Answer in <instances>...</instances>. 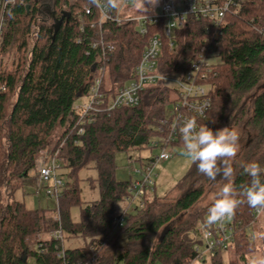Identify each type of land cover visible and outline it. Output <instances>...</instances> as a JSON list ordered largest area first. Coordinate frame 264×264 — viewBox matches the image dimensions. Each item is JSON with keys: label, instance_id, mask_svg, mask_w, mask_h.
Returning <instances> with one entry per match:
<instances>
[{"label": "trees", "instance_id": "1", "mask_svg": "<svg viewBox=\"0 0 264 264\" xmlns=\"http://www.w3.org/2000/svg\"><path fill=\"white\" fill-rule=\"evenodd\" d=\"M87 0H25L7 15L0 52H16L18 61L13 71L0 70V264H24L23 256L34 253V238L57 227L47 209L28 208L15 198L25 177L35 168V159L43 150L58 149L66 178L59 198L61 226L69 236L88 239L85 247L67 251L71 264L84 261L83 253L94 245L95 264L120 261L123 264H190L196 253L188 238L199 220L207 216L219 188L233 183L237 192L250 183L244 166L257 162L264 168V0H245L238 14H228L219 35L210 36L204 19L188 16L181 28L172 34L173 47L162 36L157 72L184 73L196 56L204 39L210 36L219 62L211 108L199 125L214 132L230 127L240 134V151L234 176L216 181L200 174L191 162L185 174L162 195L155 191L144 197L141 209L130 212L125 224L114 228L119 212L115 205L127 195L130 178H116L115 156L119 152L150 149L155 126L175 99L172 86L159 84L146 87L136 106L101 110L90 122L81 124L83 133L73 128L74 102L91 83L92 64L96 61L100 28L99 14L85 15ZM25 5H29L27 11ZM60 20L57 28L53 16ZM94 24V26H92ZM137 23L107 21L109 32L103 38L113 47L112 56L104 63L103 88L113 94L132 77L153 33L138 32ZM62 129L51 145L56 129ZM183 147V142L173 144ZM92 166L96 170L99 191L97 200L82 205L78 187L79 172ZM264 181V173L261 174ZM211 191L205 205L199 201ZM243 200V197H239ZM79 208V220H71V209ZM246 201L233 215L239 223L234 230L230 250L238 261H225L222 250L201 264H239L254 251L248 239L257 219ZM177 219V220H176ZM175 222L171 224L173 221ZM126 242L118 245L120 236ZM101 241V242H100ZM37 264H60L50 252L36 255Z\"/></svg>", "mask_w": 264, "mask_h": 264}, {"label": "built area", "instance_id": "2", "mask_svg": "<svg viewBox=\"0 0 264 264\" xmlns=\"http://www.w3.org/2000/svg\"><path fill=\"white\" fill-rule=\"evenodd\" d=\"M74 1V0H67ZM91 5L84 4L82 12L85 15L93 13L94 6L99 14L96 24L100 28L98 41L92 43V48L99 47L96 61L92 64L93 74L91 83L85 93L79 94L77 98L84 97L85 100L79 105L74 104L76 117L73 128H77V133H83V124L90 122L94 113L101 110H112L121 107H133L139 103L140 93L149 86L166 84L175 90V99L168 106L165 115L155 126V137L151 139V148H157L158 154L154 157L142 158L139 166L133 168L128 187L127 195L123 201L126 208L119 211L114 217V228H121L128 213L141 209L144 205V197L152 193L155 189L153 167L158 160H167L172 157V152L168 147H176L173 144L182 143L179 127L182 121L189 117H194L199 126V122L206 118L211 108V93L214 86L210 81L216 75L215 65L219 58L214 51V42L210 36L219 35L226 25L225 17L228 14H238L241 4L245 0H161L157 12L147 14L148 19L142 15H132L129 7L135 0H121L120 7L110 10L105 7H97L90 0ZM25 0H0V48L2 43V33L6 25L7 15L16 4L24 3ZM103 3V0H102ZM188 16L201 18L209 23L205 29L210 35L204 39V43L199 48L196 56L190 61L188 69L184 73L162 74L157 72V61L162 46V36L169 40L170 49L173 47L172 34L181 28ZM107 21L121 24L122 22L134 21L137 23L138 32L142 35L148 33V25L152 26L153 33L148 36L145 48L140 59L132 71V77L120 85L113 93H106L103 88L104 63L112 56L113 45L103 38V34L109 32L108 27H104ZM94 26V24H92ZM17 57L7 59L0 55V65L5 71L12 64L16 67ZM8 71V70H7ZM0 90H4L0 86ZM54 147L43 150L35 159V168L29 175L36 179V186L44 188L45 193L55 201V208L51 210L50 218L57 227L48 232L39 233L35 236L34 253L25 255L24 264H37L36 255L52 253L59 260L60 264H71L67 251L64 247L66 233L61 226V216L59 210V198L62 194L65 175L62 173V166L58 158V149ZM136 160H130L135 163ZM61 171V172H60ZM263 211L253 208L252 216L257 219ZM205 220H199L195 228L188 233L193 249L196 253L192 263H202L213 257L218 250L226 251L233 243L234 230L239 223L234 222L233 216L225 218L222 222L208 227ZM248 239L253 240L249 234ZM101 242V241H100ZM84 261L77 264H95L97 262V252L95 246H88V253L82 255ZM107 264H123L120 261H113Z\"/></svg>", "mask_w": 264, "mask_h": 264}, {"label": "clouds", "instance_id": "3", "mask_svg": "<svg viewBox=\"0 0 264 264\" xmlns=\"http://www.w3.org/2000/svg\"><path fill=\"white\" fill-rule=\"evenodd\" d=\"M97 7L116 10L121 0H90ZM160 0H135L138 12L148 19V13H155ZM184 154L196 165L198 172L209 180L218 176L231 180L234 176V163L240 151V134L237 130L224 127L213 131L206 124L199 125L194 117L186 118L179 127ZM250 183L240 186L237 192L233 183H225L216 193L212 205L207 209L205 225L211 227L225 218H231L236 208L244 201L257 211H264V181L261 174L264 168L257 162L244 166ZM239 197H243L241 200ZM250 264H264V257L254 258Z\"/></svg>", "mask_w": 264, "mask_h": 264}, {"label": "rangeland", "instance_id": "4", "mask_svg": "<svg viewBox=\"0 0 264 264\" xmlns=\"http://www.w3.org/2000/svg\"><path fill=\"white\" fill-rule=\"evenodd\" d=\"M180 2V0H178ZM161 3V0H160ZM159 3V5H160ZM159 10V6L155 9V12ZM129 13L132 15H141L136 6L135 1L129 7ZM150 14V13H148ZM0 55L7 57L10 59L11 57L14 59L18 54L14 51L6 52ZM2 64L0 65V70H4L2 68ZM15 69L14 64H12L9 68H6L5 71H13ZM85 100L84 97L76 98L74 104L79 105ZM62 129L58 128L54 132L51 145L57 141L60 136ZM168 150L172 152V157L167 160H158L153 167V175L155 180V193L158 196L164 195L168 189H170L188 170L191 160L184 154V146L183 147H168ZM157 148H150L143 151H126L119 152L115 156V162L117 165L116 168V178L119 180H125L131 178L133 168L139 166V162L142 158L145 157H154L158 154ZM136 160L135 163H131L130 160ZM66 169H62V173L66 174ZM61 172V171H60ZM66 178V176H65ZM96 179V170L92 166H88L87 168L82 169L78 174V187L80 192V200L82 205L89 204L99 197V191L97 187ZM15 198L18 200L24 201L25 205L28 208H39V209H47L51 211L55 208V201L52 197H49L44 188L36 186V179L34 176H27L23 180V185L20 189L15 193ZM211 199V191L210 189H206V192L202 196L199 201V205H205ZM127 204L122 201L116 203L115 207L118 211H122L126 208ZM79 208L73 207L71 209V220L76 222L79 220ZM177 220V219H176ZM175 220L171 223L173 224ZM251 235L253 236V244L254 251L251 254H248L243 261H239V264H250V261L254 258L264 257V211L261 212L255 223V228L252 231ZM35 239V238H34ZM126 242L125 235L120 236L118 240V245L123 246ZM88 244V239L80 236H69L65 235L64 239V247L65 249H74L85 247ZM225 261H238L236 256L230 250L222 252ZM208 261V259H207ZM192 264H200L198 262ZM208 264V262H207Z\"/></svg>", "mask_w": 264, "mask_h": 264}, {"label": "water", "instance_id": "5", "mask_svg": "<svg viewBox=\"0 0 264 264\" xmlns=\"http://www.w3.org/2000/svg\"><path fill=\"white\" fill-rule=\"evenodd\" d=\"M25 8H26V10L28 11V10H29V5H25ZM52 16H53V14H52ZM52 18H53V20H54V26H55V28H57L58 25H59V23H60V20H56V19L54 18V16H53ZM24 258H25V255L23 256V260H24Z\"/></svg>", "mask_w": 264, "mask_h": 264}]
</instances>
